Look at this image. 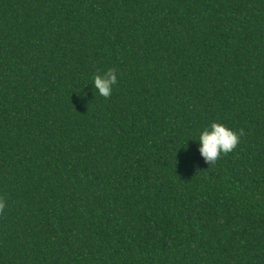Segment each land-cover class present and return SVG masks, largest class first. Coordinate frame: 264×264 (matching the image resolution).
I'll return each mask as SVG.
<instances>
[{"label":"trees","instance_id":"trees-1","mask_svg":"<svg viewBox=\"0 0 264 264\" xmlns=\"http://www.w3.org/2000/svg\"><path fill=\"white\" fill-rule=\"evenodd\" d=\"M0 202V264H264V0H0Z\"/></svg>","mask_w":264,"mask_h":264},{"label":"clouds","instance_id":"clouds-1","mask_svg":"<svg viewBox=\"0 0 264 264\" xmlns=\"http://www.w3.org/2000/svg\"><path fill=\"white\" fill-rule=\"evenodd\" d=\"M118 83L117 70L109 69L93 77L91 85L96 93L108 98L112 94L113 86ZM235 130L220 122H212L199 133V152L206 163H215L221 154L232 152L239 143L240 135ZM4 204L0 202V209Z\"/></svg>","mask_w":264,"mask_h":264}]
</instances>
